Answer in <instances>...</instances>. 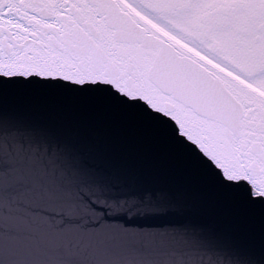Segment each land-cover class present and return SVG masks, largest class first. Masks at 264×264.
Listing matches in <instances>:
<instances>
[{"label": "snow or ice", "instance_id": "snow-or-ice-1", "mask_svg": "<svg viewBox=\"0 0 264 264\" xmlns=\"http://www.w3.org/2000/svg\"><path fill=\"white\" fill-rule=\"evenodd\" d=\"M0 264H264V0H0Z\"/></svg>", "mask_w": 264, "mask_h": 264}]
</instances>
